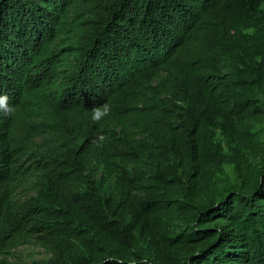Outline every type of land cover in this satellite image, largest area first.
<instances>
[{
    "label": "trees",
    "instance_id": "trees-1",
    "mask_svg": "<svg viewBox=\"0 0 264 264\" xmlns=\"http://www.w3.org/2000/svg\"><path fill=\"white\" fill-rule=\"evenodd\" d=\"M263 2L0 0V255L264 264Z\"/></svg>",
    "mask_w": 264,
    "mask_h": 264
},
{
    "label": "rangeland",
    "instance_id": "rangeland-1",
    "mask_svg": "<svg viewBox=\"0 0 264 264\" xmlns=\"http://www.w3.org/2000/svg\"><path fill=\"white\" fill-rule=\"evenodd\" d=\"M262 7L264 9V2ZM93 170L94 174L104 173L101 167H95ZM225 173L228 180H236L237 172L233 164H225ZM49 257L50 254L46 247L38 243L36 239L24 242L10 249L6 254L0 255V259H3L5 264H32Z\"/></svg>",
    "mask_w": 264,
    "mask_h": 264
},
{
    "label": "clouds",
    "instance_id": "clouds-1",
    "mask_svg": "<svg viewBox=\"0 0 264 264\" xmlns=\"http://www.w3.org/2000/svg\"><path fill=\"white\" fill-rule=\"evenodd\" d=\"M9 97L7 95H0V113L4 116H11L14 113V108L8 103ZM110 104L104 103L100 106H95L91 109L92 120L94 122L100 121L103 117L110 114ZM106 139L104 135H99L97 146H102V142Z\"/></svg>",
    "mask_w": 264,
    "mask_h": 264
}]
</instances>
